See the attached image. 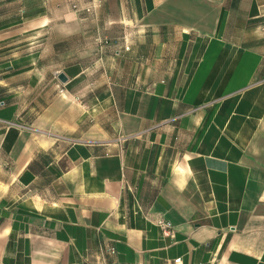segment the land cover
<instances>
[{
    "label": "crops",
    "instance_id": "obj_1",
    "mask_svg": "<svg viewBox=\"0 0 264 264\" xmlns=\"http://www.w3.org/2000/svg\"><path fill=\"white\" fill-rule=\"evenodd\" d=\"M83 261L264 264V0H0V264Z\"/></svg>",
    "mask_w": 264,
    "mask_h": 264
},
{
    "label": "built area",
    "instance_id": "obj_2",
    "mask_svg": "<svg viewBox=\"0 0 264 264\" xmlns=\"http://www.w3.org/2000/svg\"><path fill=\"white\" fill-rule=\"evenodd\" d=\"M157 225L160 227L163 236L167 237V236H174V226L173 223L167 219L161 218L159 220H157ZM109 250L111 252H115V248L114 247H110ZM181 258L176 259V261H180ZM79 264H91L88 261H83Z\"/></svg>",
    "mask_w": 264,
    "mask_h": 264
},
{
    "label": "water",
    "instance_id": "obj_3",
    "mask_svg": "<svg viewBox=\"0 0 264 264\" xmlns=\"http://www.w3.org/2000/svg\"><path fill=\"white\" fill-rule=\"evenodd\" d=\"M60 78H62L63 80H66V76L64 74H61Z\"/></svg>",
    "mask_w": 264,
    "mask_h": 264
},
{
    "label": "rangeland",
    "instance_id": "obj_4",
    "mask_svg": "<svg viewBox=\"0 0 264 264\" xmlns=\"http://www.w3.org/2000/svg\"><path fill=\"white\" fill-rule=\"evenodd\" d=\"M256 36H257V34H256Z\"/></svg>",
    "mask_w": 264,
    "mask_h": 264
}]
</instances>
